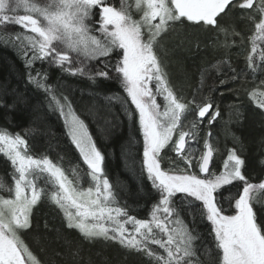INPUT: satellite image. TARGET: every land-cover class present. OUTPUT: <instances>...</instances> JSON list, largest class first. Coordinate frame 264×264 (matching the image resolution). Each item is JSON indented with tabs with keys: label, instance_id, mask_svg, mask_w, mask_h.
<instances>
[{
	"label": "snow or ice",
	"instance_id": "6c2138e0",
	"mask_svg": "<svg viewBox=\"0 0 264 264\" xmlns=\"http://www.w3.org/2000/svg\"><path fill=\"white\" fill-rule=\"evenodd\" d=\"M230 14L234 20L227 23ZM237 23L251 24L254 30L246 69L237 73L227 60L211 67L217 72L222 65L229 67L228 80L242 82L258 69L264 75V48L255 56L256 41H264V0H119V5L115 0H0V42L12 44L23 56L28 83L43 93L48 111L62 118L89 177L87 187L74 184L46 154L33 152L23 135L0 128V154L10 163L13 181L7 185L0 180V190L7 194L0 195V264H44L22 238L33 228L32 210L41 194L83 239L117 243L147 257L149 264H264V220L258 222L253 209L264 182L246 178L245 159L236 148L227 151L219 174L212 169L218 149L211 126L221 111L204 94L208 70L187 98L170 83L161 55L163 37L179 25L215 35L214 46L228 48L229 37L244 40L235 30ZM45 65L93 86L113 81L120 90L89 93L99 103L79 111L70 90L49 82ZM246 92L264 115V90ZM116 107L142 135L139 175L145 186L150 182L155 200L147 219L130 214L127 202L119 199L118 186L105 172V155L89 130L90 117L118 126L112 112ZM133 143L127 149L130 159ZM169 152L179 163L162 167ZM194 162L203 175L190 171ZM226 185L236 191L221 199ZM182 213L192 224L206 222L211 247L196 245L203 238L188 227Z\"/></svg>",
	"mask_w": 264,
	"mask_h": 264
},
{
	"label": "trees",
	"instance_id": "16d2710c",
	"mask_svg": "<svg viewBox=\"0 0 264 264\" xmlns=\"http://www.w3.org/2000/svg\"><path fill=\"white\" fill-rule=\"evenodd\" d=\"M115 2L119 5V0ZM233 20V14L226 17L227 23H232ZM190 30L202 35L189 39L187 35H190ZM235 30L244 37V40L241 42L240 37H229L228 43L233 47L228 48L214 46L217 37L215 35L209 37L204 30L196 27L181 25L177 32L171 34L170 39L173 37L176 45L174 55L180 56V59L177 58L178 62L185 68L181 83L173 77L168 60L170 53L164 45L161 55L167 65L170 83L178 93L187 98H190L199 86L201 73L208 70L204 94L210 96L221 111V117H218L211 126L215 137L214 144L220 149L221 160H215L214 156L211 167L219 174L226 160L227 151L236 148L238 154L245 159L243 171L246 178L254 184H259L264 182V115L255 106V101L247 95L246 90L261 91L257 87L264 75H261L258 69L254 77L249 72L247 79L242 82L230 81L229 67L222 65L219 72L211 67L218 60H227L230 68L235 69L237 73L246 69V57L252 47V40L249 37L253 28L251 24L237 23ZM179 36L182 38L179 39ZM218 39L222 45L224 35L220 34ZM256 44L258 49L255 56H258L259 50L264 48V42L257 40ZM43 70L48 72L51 84L70 90L71 97L75 99V107L79 111H83L91 103H99L89 93L104 95L120 90L119 85L113 81H104L93 86L85 78L68 76L56 67L45 65ZM221 79L227 82L221 85L219 83ZM9 105L12 107H8ZM131 107L134 108V105ZM112 112L118 115V126L104 125L102 120L90 117L89 130L105 155V172L110 182L118 186L119 199L122 203L127 202L130 214L138 219H147L155 200L150 194V182L145 186L143 178L139 175L142 162V135L119 107L113 108ZM111 118L108 117L110 120ZM201 127L204 128V125ZM0 128L20 133L28 140L33 152L46 154L65 170L74 184L88 186L86 165L82 163L78 150L66 135L62 118L48 111L43 93L28 83L23 56L12 44L5 45L2 42H0ZM99 129H104L106 135L102 136ZM130 141H134L130 150L131 159L127 154ZM10 173V163L3 154H0V180L7 185L13 184ZM195 174L202 175L199 170H196ZM235 191L231 185H226L220 189L219 194L223 199L229 192ZM0 195L7 194L0 190ZM225 207H228L227 203ZM253 209L258 222L264 220V193L256 194ZM182 215L188 227L203 238L197 240L196 245L199 247L206 244L211 247L212 239L208 235L209 228L206 222L197 220L192 224L190 216L183 213ZM32 219L33 228L22 238L44 264H149L147 257L129 251L117 243L103 240L89 242L83 239L77 230L66 227L63 213L45 196L35 207Z\"/></svg>",
	"mask_w": 264,
	"mask_h": 264
},
{
	"label": "rangeland",
	"instance_id": "374dc122",
	"mask_svg": "<svg viewBox=\"0 0 264 264\" xmlns=\"http://www.w3.org/2000/svg\"><path fill=\"white\" fill-rule=\"evenodd\" d=\"M230 21V20H229ZM190 27V26H189ZM181 28V25H179L178 27H177V30H179ZM177 30H176V32H177ZM189 33H190V35H187L188 36V38L189 39H191V38H194V36H200V35H202V34H200V33H198V32H196V31H194V32H192L191 30L189 31ZM254 35V30L252 31V33H251V35H250V37H252ZM170 36H172V35H166V36H164L163 37V42H162V45H164V46H166L167 47V49H168V51H169V53H170V56L168 57V60H169V63H170V66H171V70H172V74H173V77L175 78V80L177 81V82H180L181 83V81H182V79L184 78L183 76H184V72H185V68H184V66H182V63H179L178 62V59H180L179 57L180 56H177V57H175V47H176V45H175V40H173V37L170 39ZM180 38H182L181 36H179V39ZM261 42V41H260ZM264 42V41H263ZM231 45V44H230ZM230 47H233V45H231ZM178 58V59H177ZM167 71V70H166ZM171 76V75H170ZM171 78H169V80H170ZM261 80H264V78H262ZM260 80V81H261ZM171 81V80H170ZM259 87H257V88H259V90H264V86H261L260 84L258 85ZM160 97H157V102H160ZM217 148V147H216ZM218 149V148H217ZM169 156H167V157H165V159H164V161H162V167H167V166H169V164L171 163L172 164V166L173 167H175L176 166V163H179L177 160H176V156H175V153H172V152H169ZM220 154V149H218V151L214 154V156H215V160H221V155H219ZM161 155H163V153H161ZM175 156L174 158L172 157V156ZM219 158V159H218ZM173 162H176V163H173ZM224 163V162H223ZM181 168H183L184 167V165L181 163L180 165H179ZM196 170H199L196 166H195V162L193 163V166L191 167V169H190V171L192 172V173H195V171ZM44 196V194H41V198ZM38 205V204H37ZM36 205V206H37ZM35 206V207H36ZM35 207L33 208V210H32V214H33V211H34V209H35Z\"/></svg>",
	"mask_w": 264,
	"mask_h": 264
},
{
	"label": "water",
	"instance_id": "95a60500",
	"mask_svg": "<svg viewBox=\"0 0 264 264\" xmlns=\"http://www.w3.org/2000/svg\"><path fill=\"white\" fill-rule=\"evenodd\" d=\"M203 175V174H202Z\"/></svg>",
	"mask_w": 264,
	"mask_h": 264
}]
</instances>
